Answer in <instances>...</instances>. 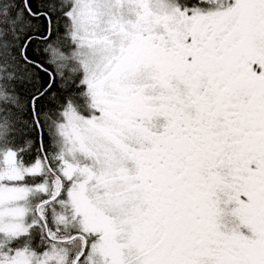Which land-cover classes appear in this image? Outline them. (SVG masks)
<instances>
[{
	"label": "snow or ice",
	"instance_id": "obj_1",
	"mask_svg": "<svg viewBox=\"0 0 264 264\" xmlns=\"http://www.w3.org/2000/svg\"><path fill=\"white\" fill-rule=\"evenodd\" d=\"M0 264H264V0H0Z\"/></svg>",
	"mask_w": 264,
	"mask_h": 264
}]
</instances>
